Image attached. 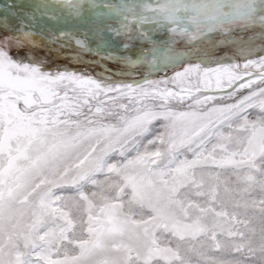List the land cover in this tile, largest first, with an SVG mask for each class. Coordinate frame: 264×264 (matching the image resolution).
<instances>
[{"label": "snow or ice", "instance_id": "6c2138e0", "mask_svg": "<svg viewBox=\"0 0 264 264\" xmlns=\"http://www.w3.org/2000/svg\"><path fill=\"white\" fill-rule=\"evenodd\" d=\"M6 7L0 264H264V0ZM45 17L76 30L55 36L69 61L115 44L120 76L146 71L115 79L13 56V41L36 46ZM214 37L234 56L198 47Z\"/></svg>", "mask_w": 264, "mask_h": 264}, {"label": "rangeland", "instance_id": "374dc122", "mask_svg": "<svg viewBox=\"0 0 264 264\" xmlns=\"http://www.w3.org/2000/svg\"><path fill=\"white\" fill-rule=\"evenodd\" d=\"M38 2V0H0V15H8L11 9L7 8L8 4H17L22 5L21 9H17V11H24L26 14L30 15L31 13L28 11L34 3ZM22 19V17H16L15 19L10 20V25L15 26L17 21ZM57 29H61L67 32H75L76 30L70 26V22L66 20H60L57 22L55 18L49 19L45 17L40 19L37 23H33L32 30L35 33L36 38V46L28 49L22 48L17 51L15 47V42H12V55L24 57L26 53L29 55H33L36 61H43V67L45 69H49L55 71L57 68H72L78 71L87 70L90 74L102 76L109 72H116L115 79H140V72H145L146 69H136V75L134 76H126L122 77L119 75L118 69L121 67L115 60H108L107 55L109 51L116 49V45L112 44L111 48L103 47L99 53L96 51L95 44L92 45L91 54L81 53L82 60L76 61L74 58L72 61H69L65 58L66 55L70 54V50L68 48L62 49L58 43H55V36L57 35ZM84 30L81 29L80 32ZM5 35H9L8 32L0 29V37ZM254 33L252 31L249 32H241L235 36V39H245L252 37ZM154 39H168L169 37L165 35L164 31H158L153 33ZM79 38H83L80 36ZM176 40L175 47L181 50H184L186 47H191V44H186L185 40L180 37H174ZM222 41V37H214L213 41L206 42L204 44L199 45L198 47L201 49L207 50V55L212 57L213 59L222 58V57H233L235 54V45L231 43L217 42ZM256 43L259 44V40H256ZM74 46V44H73ZM123 52V49H119L114 51V55H119ZM204 53L201 52V55Z\"/></svg>", "mask_w": 264, "mask_h": 264}]
</instances>
